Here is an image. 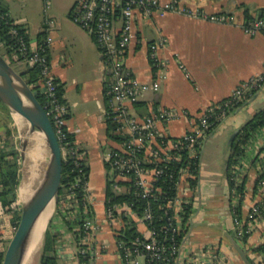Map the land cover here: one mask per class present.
<instances>
[{
  "label": "crops",
  "instance_id": "1",
  "mask_svg": "<svg viewBox=\"0 0 264 264\" xmlns=\"http://www.w3.org/2000/svg\"><path fill=\"white\" fill-rule=\"evenodd\" d=\"M60 1L69 16L58 7L51 12L52 5L47 6L43 0L45 14L34 34L30 20L15 14L13 0H0V4L27 29L32 46L38 45L43 37L51 39L52 70L64 84V98L70 106L68 127L86 154L93 209L98 219H103L102 202L108 187L105 149L117 145L109 135L105 113L110 72L93 34L71 18L77 0ZM183 5L208 13L234 14L236 22L222 23L178 11L148 18L138 16L126 56L129 69L142 81L156 78L161 81L160 90L144 93L134 105V112L141 117L149 115L154 108L186 113L168 125L169 132L176 137L191 128V116L227 99L241 83L264 71V32L249 34L242 28L249 20L264 15V0H185ZM159 37L167 39L158 52L159 59L166 62L161 68L150 57V45ZM18 65L24 67L20 62ZM241 101L203 142L198 183L186 196L192 212L176 264H210L216 257L224 264H253L262 259L255 248L264 242V211L257 219L255 231L247 238L240 237L236 223L240 214L236 211L241 195L235 197L232 191L228 159L231 135L264 108V84ZM8 111L0 104V118L8 115ZM4 131L5 125H0V135ZM5 144L7 141L1 136L0 146ZM242 162L247 180L239 218L246 219L261 200L258 179L264 168V129L251 142ZM19 190L15 210L21 209ZM13 217L14 212L8 210L0 216L7 240L11 236V224H15ZM55 220L60 231L58 253L62 264H125L115 234L109 228L97 235L98 242L105 245L102 252L93 255L94 259L91 255L90 260L82 261L76 256L75 234L59 218ZM36 254L37 251L24 264H40V259L35 261Z\"/></svg>",
  "mask_w": 264,
  "mask_h": 264
},
{
  "label": "built area",
  "instance_id": "2",
  "mask_svg": "<svg viewBox=\"0 0 264 264\" xmlns=\"http://www.w3.org/2000/svg\"><path fill=\"white\" fill-rule=\"evenodd\" d=\"M184 1H76L73 20L93 34L102 49L110 72L106 92L109 106L105 113L116 124L115 136L112 139L117 145L105 149L108 187L102 202L105 210L103 219H98L93 209L95 202L89 188V176L82 166L86 154L70 137L68 127L70 106L58 94V82L49 56L51 39H44L38 45L32 46L17 28L12 29L23 56L19 62L23 66L38 65L41 68L43 89L47 97L44 106L61 142L64 161H72L78 167L80 177L67 188L68 198L63 203V208L70 210V216L82 218L83 221L81 226L74 229L82 230V235L78 239L79 249L76 254L78 257L80 254L91 253L93 248L96 249V246L91 247L94 239L96 243L102 244L97 240V235L102 229L109 228L117 239L124 234L128 226H132L136 227L138 232L133 239L128 242L117 239L125 264L171 262L174 258L167 254L170 247L157 240L158 233L151 226L157 215L155 205L159 203V207L164 209L161 217L166 219L164 226L166 235L175 239L186 229L183 226L184 205L190 202L186 196L187 192L194 188L191 180L200 174L202 146L213 119L227 116L248 93L258 90L264 84V71L245 80L230 97L191 116V128L178 137L169 132L168 125L186 113L175 109L154 108L149 115L141 117L134 112V105L142 99L144 93L157 92L161 87L160 79L142 81L127 65L126 56L135 35L138 16L148 18L155 14L164 15L169 11H178L222 23L236 22L234 14L208 13L200 8L183 5ZM45 2L50 6L51 0ZM242 28L249 34L264 32V15L249 20ZM166 42V38L159 37L150 45V57L158 68L166 66V62L158 57L159 50ZM218 112L221 116H218ZM188 159L197 161H186ZM243 169V162L232 169L231 179L235 181L232 191L235 197L238 196V185L242 183L245 175ZM195 170L199 171V174H196ZM162 182L175 183L177 193L167 196L169 191L160 184ZM77 187H80L84 194L83 209L76 198ZM258 194L261 200L253 206L249 216L246 219L236 218L238 234L242 238L255 231L257 219L263 213L264 177L258 180ZM17 205L15 201L12 207ZM5 210L0 203V216ZM18 225L19 223L11 224V236L7 240L8 237L3 230L4 224L0 222V264H3L9 241ZM104 246L102 244V250ZM172 249L176 252L179 248L173 246ZM210 264L224 263L216 257Z\"/></svg>",
  "mask_w": 264,
  "mask_h": 264
},
{
  "label": "trees",
  "instance_id": "3",
  "mask_svg": "<svg viewBox=\"0 0 264 264\" xmlns=\"http://www.w3.org/2000/svg\"><path fill=\"white\" fill-rule=\"evenodd\" d=\"M17 28L19 33L23 35L26 39V41L30 42L29 36L27 33V29L17 23L12 17L9 15V11L6 7H4L2 4H0V51L6 56V58L15 65V67H19V61L22 60L23 56L21 55L19 51V45L16 40V37L12 33V29ZM42 37V34H40ZM43 41V40H41ZM19 55V56H18ZM24 69L21 70L24 73V77L28 80L30 85L34 88L38 99L40 102L45 105L47 97L43 89V77L41 73V68L36 66H24ZM58 82V94L62 98V100H65L64 98V84L60 83L58 79H56ZM107 92V87H106ZM107 101L109 102V97L106 94ZM242 101H239L233 108L241 104ZM0 104L6 108V106L3 104V102L0 99ZM109 106V103H108ZM219 114V112H218ZM8 111V116H9ZM221 116V113L218 115ZM224 117H215L213 119V124L208 129L207 134H210L213 132L217 126L220 124L221 120ZM108 122V131L109 135L113 138L115 136L114 131L116 130V124L112 121V118L107 117ZM264 129V108L259 110L250 120H248L239 130L236 138L231 143V152L228 159V174L230 178V184L231 187H234L235 181L231 179L232 176V169L234 166L238 165L242 162L243 159L247 156L248 148L251 142L255 139V137ZM10 132V129H9ZM71 139H74V136L70 135ZM117 137V136H116ZM115 137V138H116ZM7 145V144H6ZM0 146V201L2 202L4 208L8 211L14 212L13 221L18 224L21 218V209L15 210L12 207L13 202L17 200L18 197V188L21 182V165H20V156L19 151L15 148L9 149L8 146ZM188 157V156H186ZM186 161H197L195 159H188ZM199 161V160H198ZM84 170L89 176V167L86 162V160L83 161ZM194 166V165H193ZM196 174H199V171L195 170ZM80 177V174L78 172V167L72 162V161H64V170H63V178H62V186L59 193V199H58V206L56 213L54 217L51 219L48 228L45 232L44 241L42 245L41 250V256H40V264H62L60 260V256L58 253V245H59V238H60V231L59 226L56 222V218H59L63 225H65L70 231H72L77 240L82 235V230H74L75 227L81 226L83 224L82 218L78 217H72L70 216V210L63 208V203L67 200V188L71 184V182H74L77 178ZM264 177V172H262L259 176V179ZM198 177L192 179L191 184L193 186H196L198 183ZM258 179V180H259ZM246 180L247 175H244L243 181L241 184L238 185V195H241L240 198V204L237 206L236 213L240 214L241 218V205L243 198L245 196V186H246ZM163 187H165V190H168L169 193L167 196H173L177 193L175 189V183L173 182H162L160 183ZM76 198L78 199L81 208L83 209V206L85 205L84 200V194L83 191H80V187L76 188ZM125 198H127L125 196ZM87 203V202H86ZM89 205V204H88ZM262 208H264V205L262 204ZM156 210V218L151 223V226L156 230L158 233L157 240L167 245V247H170L167 251V254L174 258L171 262L163 261L161 264H176V259L179 255V249L182 244V241L184 239L185 235V229L181 232L180 235H178L175 239H172L171 237L166 235L165 232V224L166 219H164V209L159 207V203L155 205ZM264 211V209H263ZM192 212V204L191 202H188L184 205V219H183V226L187 224L190 215ZM138 234L137 228L128 226L125 229V232L123 235L118 236V240H125L130 241ZM248 236H245L244 238H247ZM173 246L178 247V251L173 252ZM256 251H258L260 254H262V259L259 262L253 263V264H264V242L261 243L259 246L255 248ZM80 259L82 261H88L91 258V253L86 254H80Z\"/></svg>",
  "mask_w": 264,
  "mask_h": 264
},
{
  "label": "water",
  "instance_id": "4",
  "mask_svg": "<svg viewBox=\"0 0 264 264\" xmlns=\"http://www.w3.org/2000/svg\"><path fill=\"white\" fill-rule=\"evenodd\" d=\"M0 99L13 115L15 112L20 113L29 121V135L39 131L46 142L47 156L43 163L41 178L29 195L24 199L21 198L22 206L19 225L8 244L3 260V264H24L40 216L52 202H54L55 206L54 211L57 210L64 170L63 150L53 122L45 106L38 99L34 88L24 77L23 71L18 70L10 63L1 51ZM238 132L239 130L234 131L230 137V142H233ZM29 135L24 137V148L22 151V157L26 160V165L29 163L28 160H32V157L28 154ZM26 165L25 170L27 168ZM24 176L25 173L19 189ZM52 216L48 221L44 236Z\"/></svg>",
  "mask_w": 264,
  "mask_h": 264
},
{
  "label": "rangeland",
  "instance_id": "5",
  "mask_svg": "<svg viewBox=\"0 0 264 264\" xmlns=\"http://www.w3.org/2000/svg\"><path fill=\"white\" fill-rule=\"evenodd\" d=\"M13 1H14V6H15L14 7L15 14L26 16L30 20V26H31V28L33 30V34H34L36 32V30H38V28H40V26L42 24L43 16L45 14L43 0H26L25 3L21 0H13ZM51 5H52L51 6V12L55 11L56 7H58L59 11H61L63 14L66 13V15L69 16L68 12L63 11V9H62V6L64 5L63 1L61 2L60 0H52ZM71 18L73 19V12L71 14ZM52 24H53V22H52ZM44 38L45 37H43V39ZM95 41H96V39H95ZM96 43H97V41H96ZM97 45H98L99 50L101 52L102 49L100 48L98 43H97ZM17 69L21 71L24 68L23 67H17ZM9 114H10L9 116L6 114V115H3L2 118H0V125H5V131L0 135V138L2 136L4 138V140L7 141V145L6 144L5 145L8 146L9 149L15 148L16 150L19 151L20 165H21V180H22L23 175L25 173V165H26V160L22 157V151L24 148V134L21 130V127L16 122L13 113L10 110H9ZM9 129H10V132H9ZM40 134H41V132L36 131V132L31 133L28 136V138H30V144L28 147V154H30V156L34 155V153L36 151H35V148L33 147L34 146L33 143H35V141L38 142L41 140L40 141V143H41L40 147L43 148L42 156H44L43 157V163H44L46 156H47V149L44 150V148H46V142H45L44 136L42 137V134L41 135ZM32 160H30V161L28 160V162L31 165L34 164V162H33L34 160L33 161ZM26 167H27V165H26ZM55 213H56V210L54 211L52 218L54 217ZM10 241H9V243H10ZM43 241H42L40 249L37 251L35 261H39V259H40ZM93 246H96V249H94V248H93L94 250L91 249V255L92 256L93 255L97 256L99 254V252H102V244L96 243V239H94L91 242V247H93ZM78 249H79V247H78ZM93 251H95V252L97 251V252L94 253ZM94 256L92 257V259L95 258Z\"/></svg>",
  "mask_w": 264,
  "mask_h": 264
},
{
  "label": "bare ground",
  "instance_id": "6",
  "mask_svg": "<svg viewBox=\"0 0 264 264\" xmlns=\"http://www.w3.org/2000/svg\"><path fill=\"white\" fill-rule=\"evenodd\" d=\"M14 117H15L16 122L21 127L24 137L29 135V131H30L29 121H27L26 118L22 116L20 113L15 112ZM40 141L38 142L35 141V143H33L34 144L33 147L35 148L36 152L34 153V155H31L32 157L31 159L34 160V161L32 160L34 164L33 165H31L30 163L27 164V168L25 170V176H24V179L22 181V184L19 190L20 197L23 199L29 195V193L32 191L33 188H35V186L37 185V183L39 182L41 178L44 156H42L43 148L40 147L41 146ZM45 149L46 148H44V150ZM54 208H55L54 202H52L40 216L36 224V227H35L34 236L32 238V244L28 250L26 261L29 259V257H31L36 251L40 249L42 241H43V237H44V231L47 227L50 217L52 216L54 212Z\"/></svg>",
  "mask_w": 264,
  "mask_h": 264
}]
</instances>
